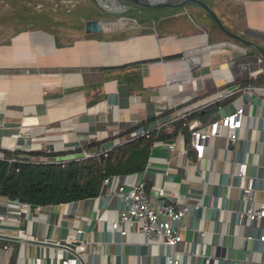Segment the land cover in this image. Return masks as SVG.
<instances>
[{"label":"crops","instance_id":"obj_1","mask_svg":"<svg viewBox=\"0 0 264 264\" xmlns=\"http://www.w3.org/2000/svg\"><path fill=\"white\" fill-rule=\"evenodd\" d=\"M203 1L227 30L254 44L222 30L194 2L152 9V17L141 12L139 17L152 20L151 28L86 33L82 26V36L66 40L52 27L36 23L0 33V151L32 155L45 151L58 153L41 155L47 159L70 160L85 150L76 151L78 147L90 141L100 142L98 150L91 149L105 151L127 134L123 130L133 128L129 135L137 127L153 128L174 116V106L190 108L224 85L264 75V55L256 46L264 50V0ZM253 97L235 152L245 160L247 173L257 178L253 197L258 205L264 198V131L258 127L264 115V91ZM211 120L197 116L186 125H206ZM179 131L184 141L180 129L176 134ZM163 142L153 141L142 171L117 175L127 186L143 178L150 196L157 197L162 190L167 200L179 205L198 200V208L181 219L186 227L174 247L180 264H202L200 252L214 264H264V240L258 239L264 234V220L236 221L242 200L226 138L210 141L203 174L192 149L182 155L166 150ZM103 194L32 207L24 227L37 240L0 238V254L2 244L9 243L8 264H33L34 255L42 256L46 264H59L54 248L38 239L64 236L74 226L83 229L78 236L87 263L164 264L166 246L147 243L142 232L123 223L111 229L117 202L112 198L104 203ZM4 205L2 198L0 214ZM121 228L126 230L123 235L118 233ZM16 229L13 217L0 222V233L11 236Z\"/></svg>","mask_w":264,"mask_h":264},{"label":"built area","instance_id":"obj_2","mask_svg":"<svg viewBox=\"0 0 264 264\" xmlns=\"http://www.w3.org/2000/svg\"><path fill=\"white\" fill-rule=\"evenodd\" d=\"M262 76L264 75L253 74L233 84L224 85L212 97H208L200 102V104L193 105L190 108L180 109V107L174 106L175 113L173 117L156 123L153 128L137 127L129 135L118 137L117 145L138 137H149L153 132L159 131L162 127L171 128V124L176 120L182 119L183 124H187V116L198 107L216 104L218 117L213 118L206 125L188 124L190 146L195 153L196 160L199 162L198 170L201 174L206 170L205 149L211 146L210 141L212 138L224 136L232 151V161L236 167L234 171L237 178L236 186L240 190L242 200V207L235 211L236 221L241 222L245 219L252 221L256 218L264 220V198L259 201L258 205L254 204L253 192L256 188L257 178L255 175L247 173L245 160L239 155L237 156L235 152V144L239 138V129L244 124L245 115H251V112L247 113V109H250L254 104L253 94L264 91V77ZM258 127L261 132L264 131V115L259 117ZM180 136L179 131L171 138L161 140L164 141L162 144L170 152L187 155L188 148ZM102 151L105 152L106 150ZM96 153L95 149H85L82 150L77 158L89 157ZM17 157L30 162L64 161L63 159H47L41 155L28 153H18ZM0 158H4L2 151H0ZM165 174L166 177H170L166 171ZM146 187V182L143 178L136 179L128 186L125 185L121 175H107L102 179L99 194H103L106 191V193L101 195L102 201L107 203L108 200L114 198L117 202V217L110 219V227L111 229H117L118 224L123 223L130 229L136 228L144 234L147 243L160 244L167 247L168 250L164 257V264H180L181 260L177 256V251L174 247L182 238L180 230L186 227L185 224L181 223V219L188 211L197 209L199 202L198 200H195V202L184 201L179 205L167 200L162 190L161 194L157 197L148 195ZM2 198L5 200V212L0 214V222H3L5 217H13L17 224V229L11 236L10 234L0 233V238L5 240H10L14 237L36 241L37 239L34 234L24 227L25 220H28L25 217L31 208L35 206L37 209H40L41 207L66 203L31 205L18 199L0 196V199ZM71 228H73V231L68 232L64 236L55 239L45 237L41 240L38 239V241L48 242L54 248L59 264H90L83 257V246L80 236H78V234L82 233L83 229L74 226H71ZM118 230L120 235L126 233V230L123 228ZM199 234L202 236L204 231L200 230ZM247 237H252V235ZM258 239L260 241L264 240V234H260ZM1 251L0 256L2 260L0 264H8L7 256L11 251L10 244H2ZM199 254L202 256V264H214L208 255H203L201 252ZM33 264L46 263L43 262L42 256L34 255Z\"/></svg>","mask_w":264,"mask_h":264},{"label":"trees","instance_id":"obj_3","mask_svg":"<svg viewBox=\"0 0 264 264\" xmlns=\"http://www.w3.org/2000/svg\"><path fill=\"white\" fill-rule=\"evenodd\" d=\"M34 24L35 22L31 21L29 25ZM215 113L216 104H212L189 115L186 122L197 116L203 121H208L213 119ZM131 129L133 128L123 130L121 133L128 134ZM179 129L189 152L192 149L189 131L181 119L176 120L171 128L162 127L149 137H138L115 145L105 152L97 151L89 157L62 162H30L17 157L20 150L2 149L4 158H0V196L18 199L31 205L58 204L97 196L105 176L142 171L153 141L167 140ZM99 144L98 141H90L85 146L78 147L76 151L93 147L98 150ZM33 153L49 154L45 151ZM56 154L58 153L48 156Z\"/></svg>","mask_w":264,"mask_h":264},{"label":"rangeland","instance_id":"obj_4","mask_svg":"<svg viewBox=\"0 0 264 264\" xmlns=\"http://www.w3.org/2000/svg\"><path fill=\"white\" fill-rule=\"evenodd\" d=\"M114 1L115 6L111 2H107L108 6L105 9L94 0H80L77 3L75 0H0V33L7 32L13 27L23 28L30 26L29 24L33 21L44 27H52V31H55L59 36H63L61 38L66 40L82 36V26L88 18H116L121 14L142 15L141 11L139 12L132 3ZM209 1L217 4L216 2L220 0ZM214 1L216 2L214 3ZM199 6L202 7L201 5ZM156 8L158 7H152V9ZM152 9L141 10L146 11L147 16L152 17L154 13ZM231 40L234 41L233 39ZM214 117H218V114L214 115ZM156 195L159 196L160 194L156 192Z\"/></svg>","mask_w":264,"mask_h":264},{"label":"water","instance_id":"obj_5","mask_svg":"<svg viewBox=\"0 0 264 264\" xmlns=\"http://www.w3.org/2000/svg\"><path fill=\"white\" fill-rule=\"evenodd\" d=\"M76 3L80 0H75ZM81 1H89V0H81ZM98 5L103 6V8H107V2H113L114 0H94ZM134 4L141 7H177L184 5L188 2H194L203 6L209 14L215 19L216 23L219 27L231 34L233 37L241 40L245 43L254 44L253 42L247 40L246 38L239 36L231 31L227 30L223 25L222 21L219 19L217 14L210 8V6L204 2L203 0H129ZM104 3V4H103ZM112 10V9H110ZM152 20L148 18H139L136 16H131L128 14L118 15L116 18L110 17H93L88 18L83 23V28L86 33H95V32H109L116 30H135L142 28H151ZM260 52L264 55V50L256 45Z\"/></svg>","mask_w":264,"mask_h":264},{"label":"flooded vegetation","instance_id":"obj_6","mask_svg":"<svg viewBox=\"0 0 264 264\" xmlns=\"http://www.w3.org/2000/svg\"><path fill=\"white\" fill-rule=\"evenodd\" d=\"M119 1H121V2H129V3H132V5L133 6H135V8H137V10H139V12L141 11V12H143L141 9H144V10H148V9H152V7H141V6H136V4H134L133 2H131V1H129V0H119ZM113 3H115V1H113L112 2V4ZM146 12V11H145ZM122 15V14H121ZM144 16H145V14H144ZM136 17H139V16H136ZM139 18H141V17H139Z\"/></svg>","mask_w":264,"mask_h":264},{"label":"bare ground","instance_id":"obj_7","mask_svg":"<svg viewBox=\"0 0 264 264\" xmlns=\"http://www.w3.org/2000/svg\"><path fill=\"white\" fill-rule=\"evenodd\" d=\"M104 4V3H103ZM113 5L115 6V3H113ZM106 6H108V5H106Z\"/></svg>","mask_w":264,"mask_h":264}]
</instances>
